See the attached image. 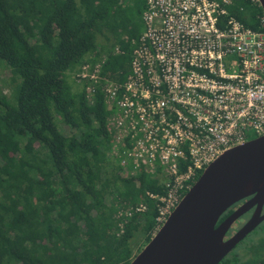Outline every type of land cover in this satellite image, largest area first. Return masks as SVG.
<instances>
[{
    "label": "trees",
    "instance_id": "obj_1",
    "mask_svg": "<svg viewBox=\"0 0 264 264\" xmlns=\"http://www.w3.org/2000/svg\"><path fill=\"white\" fill-rule=\"evenodd\" d=\"M143 11L142 0H0V61L14 83L11 97L0 91V264H130L139 235L153 237L148 193L164 195L168 176L129 175L111 154L116 109L102 92L128 79ZM231 12L259 30V7ZM99 64L89 97L78 74ZM140 203L145 213L120 215Z\"/></svg>",
    "mask_w": 264,
    "mask_h": 264
},
{
    "label": "built area",
    "instance_id": "obj_2",
    "mask_svg": "<svg viewBox=\"0 0 264 264\" xmlns=\"http://www.w3.org/2000/svg\"><path fill=\"white\" fill-rule=\"evenodd\" d=\"M142 1L131 73L123 84L106 80L102 92L116 109L108 120L111 154L129 175L168 176L164 195L148 193L154 237L214 161L264 136V13L260 0ZM238 2L262 10L259 30L232 15ZM100 75V64L78 74L89 97ZM147 210L140 203L120 215L127 221Z\"/></svg>",
    "mask_w": 264,
    "mask_h": 264
},
{
    "label": "water",
    "instance_id": "obj_3",
    "mask_svg": "<svg viewBox=\"0 0 264 264\" xmlns=\"http://www.w3.org/2000/svg\"><path fill=\"white\" fill-rule=\"evenodd\" d=\"M264 13V0H260ZM252 197L256 213L237 234L230 228L247 209L240 201ZM264 207V136L237 146L214 161L199 177L166 224L130 264H220L262 221ZM248 208V209H249Z\"/></svg>",
    "mask_w": 264,
    "mask_h": 264
},
{
    "label": "flooded vegetation",
    "instance_id": "obj_4",
    "mask_svg": "<svg viewBox=\"0 0 264 264\" xmlns=\"http://www.w3.org/2000/svg\"><path fill=\"white\" fill-rule=\"evenodd\" d=\"M251 200L252 197L246 198L240 201L239 203L235 204L225 213L226 218H228L238 208L242 207L244 209H247L244 214H242L240 218L237 219V222L234 223L233 226L230 228L227 238L232 237L233 235L237 234L238 231L242 230L252 219V217L254 216L253 214L256 213V210L258 208L257 205L249 208L251 205ZM261 216H264V207L261 211ZM253 235L255 237L252 238L253 240H250ZM257 235L260 236L257 237ZM237 247L239 248L238 250H241V264H252V262L255 260H257L258 264H263L264 261L262 260H264V221H262L253 231L247 234L244 239H242L240 243L236 246V248Z\"/></svg>",
    "mask_w": 264,
    "mask_h": 264
},
{
    "label": "rangeland",
    "instance_id": "obj_5",
    "mask_svg": "<svg viewBox=\"0 0 264 264\" xmlns=\"http://www.w3.org/2000/svg\"><path fill=\"white\" fill-rule=\"evenodd\" d=\"M13 76L11 73V70L9 68H7L5 66V64H3L0 61V91L3 92L4 94L8 95L9 97H11L12 95V91H13V87H14V83L12 80ZM262 233V232H261ZM259 233V234H261ZM260 235H257V237ZM255 236L253 235L250 240L252 238H254ZM138 241L136 243H133V247H132V252L133 255L135 256L137 253H139L144 246H146L148 243L145 242V237L143 234H140L138 237ZM253 240V239H252ZM240 248V246H239ZM238 247L236 249H234L227 257L229 256H233L236 252L238 253V256L240 258L241 261V250Z\"/></svg>",
    "mask_w": 264,
    "mask_h": 264
}]
</instances>
